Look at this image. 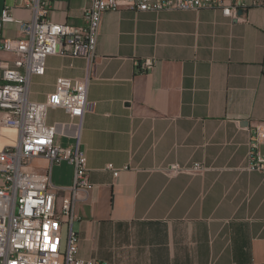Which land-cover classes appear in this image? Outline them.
<instances>
[{
	"label": "crops",
	"instance_id": "obj_1",
	"mask_svg": "<svg viewBox=\"0 0 264 264\" xmlns=\"http://www.w3.org/2000/svg\"><path fill=\"white\" fill-rule=\"evenodd\" d=\"M247 3L240 20L206 8L106 12L93 61L50 56L45 74L31 78L30 99L38 102L59 77L89 82L81 149L95 188L76 205L81 258L264 264V172L248 169L251 152L264 157V6ZM88 4L55 0L49 18L81 26ZM5 6L17 18L33 16L19 0H0V13ZM4 32L21 37L12 24ZM67 119L49 110L48 123ZM18 142V132L0 128V155ZM196 163L206 171L166 172ZM48 165L33 162L40 171ZM108 165L121 170L118 177ZM51 178L72 186L74 168L53 166Z\"/></svg>",
	"mask_w": 264,
	"mask_h": 264
},
{
	"label": "built area",
	"instance_id": "obj_2",
	"mask_svg": "<svg viewBox=\"0 0 264 264\" xmlns=\"http://www.w3.org/2000/svg\"><path fill=\"white\" fill-rule=\"evenodd\" d=\"M54 1L19 0L23 8L32 11L30 20L15 17L8 6L0 13V128L19 134V142L0 155V264H101L80 257V237L74 229L76 205L88 200L95 188L81 149L82 120L92 108L89 82L59 77L46 101L31 100V78L45 74L47 59L58 55L93 61L106 12L206 8L240 20L241 11L248 7V0H88L84 24L72 26L49 18ZM254 4L264 6L262 0H254ZM10 24L18 28L20 38L6 36L4 30ZM3 53L13 56L12 63L2 59ZM152 65L148 60L143 67ZM52 108L63 110L68 119L48 123ZM61 137L73 142L64 146L59 142ZM37 158L49 163L45 171L33 166ZM62 163L74 168L72 186L58 187L52 182L53 166ZM106 169L115 177L121 172L112 165ZM248 169L264 172V157L251 152ZM205 171L196 163L191 167L174 164L166 172L175 177Z\"/></svg>",
	"mask_w": 264,
	"mask_h": 264
},
{
	"label": "rangeland",
	"instance_id": "obj_3",
	"mask_svg": "<svg viewBox=\"0 0 264 264\" xmlns=\"http://www.w3.org/2000/svg\"><path fill=\"white\" fill-rule=\"evenodd\" d=\"M65 236H66V230L64 231V234H63V241H62V246L63 247L65 246Z\"/></svg>",
	"mask_w": 264,
	"mask_h": 264
},
{
	"label": "water",
	"instance_id": "obj_4",
	"mask_svg": "<svg viewBox=\"0 0 264 264\" xmlns=\"http://www.w3.org/2000/svg\"><path fill=\"white\" fill-rule=\"evenodd\" d=\"M242 13V12H241Z\"/></svg>",
	"mask_w": 264,
	"mask_h": 264
}]
</instances>
